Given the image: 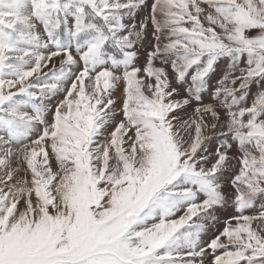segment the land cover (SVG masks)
Returning <instances> with one entry per match:
<instances>
[{
  "label": "snow or ice",
  "instance_id": "snow-or-ice-1",
  "mask_svg": "<svg viewBox=\"0 0 264 264\" xmlns=\"http://www.w3.org/2000/svg\"><path fill=\"white\" fill-rule=\"evenodd\" d=\"M0 264H264V0H0Z\"/></svg>",
  "mask_w": 264,
  "mask_h": 264
},
{
  "label": "rangeland",
  "instance_id": "rangeland-1",
  "mask_svg": "<svg viewBox=\"0 0 264 264\" xmlns=\"http://www.w3.org/2000/svg\"><path fill=\"white\" fill-rule=\"evenodd\" d=\"M148 3L151 4L152 3V0H148ZM148 9H144L142 11H139L137 13V20H143L144 17L147 15L148 13ZM152 32H153V28H152V25L149 24V27H148V30H147V40L146 42L143 44V46H138L139 47V63L141 65H143L145 63V60H146V51L147 50H151V45L154 44V40L152 38ZM167 42V41H165ZM227 63L228 61L226 59H222L220 61H218V67H216L215 71L210 73V85H211V89H214L216 86H217V81L222 77V75L224 74V72L227 70ZM157 66H162L160 65L159 61L156 62ZM167 67V66H166ZM194 72V69L192 70ZM188 80H189V83L191 82L190 80V76L188 77ZM173 86H176V87H180L179 85H177L175 83V81H173ZM186 87V86H185ZM210 89V90H211ZM255 86H253V92H255ZM182 94L183 95H186L187 93L183 91L182 89ZM117 99V103L119 105L120 103V99H121V95L120 93H117L116 94V97ZM202 98H203V101L204 103H216L213 99H212V96L210 95V92L206 91L204 93H202ZM251 99V97H250ZM192 111L191 108H188V114H190ZM182 115H184V113H182ZM215 143V142H213ZM229 189H231V186L229 185ZM225 212H231L232 214H235V211L233 208H229L227 210H224V211H221V212H218L217 215L220 217V223L216 225V228H219L222 230L223 228V222L225 219L228 218L227 215H225ZM182 213H177V216L181 215ZM251 214V213H249ZM193 220L195 221L196 218L194 217ZM235 223V222H233ZM212 235V232H209L207 233V235H205L204 239H208L210 236Z\"/></svg>",
  "mask_w": 264,
  "mask_h": 264
}]
</instances>
